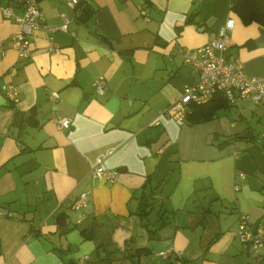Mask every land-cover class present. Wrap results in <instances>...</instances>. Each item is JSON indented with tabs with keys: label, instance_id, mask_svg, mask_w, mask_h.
I'll use <instances>...</instances> for the list:
<instances>
[{
	"label": "crops",
	"instance_id": "1",
	"mask_svg": "<svg viewBox=\"0 0 264 264\" xmlns=\"http://www.w3.org/2000/svg\"><path fill=\"white\" fill-rule=\"evenodd\" d=\"M39 4L47 25L70 22L68 31L37 29L28 58L11 47L0 54V264H81L67 239L76 230L95 244L82 264H178V252L182 264H264V247L250 256L237 236L242 215L264 222V108L215 95L183 125L161 113L196 80L179 51L204 46L230 17L229 58L264 76V26L245 24L231 0ZM4 6L21 15L24 4L0 0L7 40L19 26ZM9 82L17 102L2 91ZM61 116L70 129L54 121ZM99 157L120 171L116 182H95ZM151 190L160 192L140 215ZM84 191L90 202L75 210Z\"/></svg>",
	"mask_w": 264,
	"mask_h": 264
},
{
	"label": "built area",
	"instance_id": "2",
	"mask_svg": "<svg viewBox=\"0 0 264 264\" xmlns=\"http://www.w3.org/2000/svg\"><path fill=\"white\" fill-rule=\"evenodd\" d=\"M24 4V12L21 15L15 14L11 6L2 7L3 15L6 18L14 19L19 31L9 39L0 37V54H4L8 47L14 48L20 57L28 58L33 51L32 36L41 28H48L50 32L56 30L68 31L70 19L64 16V22L60 26H51L45 23L44 13L41 10L39 0H20ZM85 0H66L69 7L75 8ZM145 14V11H143ZM235 18H228L219 28L216 36L211 38L204 46L199 48H183L179 51L183 62L192 67L196 72V80L186 84L182 96L174 103L165 107L161 113L176 123H186L193 105H203L211 101L217 93H222L230 104L240 99H250L252 108H264V76H251L246 73L244 63L240 59H231L225 52L229 50L230 33L235 26ZM49 50H55L54 45ZM219 52V53H217ZM98 93L103 94L106 89V80L103 76L95 81ZM2 91L5 96L17 102L20 98V89L14 83H4ZM52 101L61 98L58 91H51ZM54 121L61 129H70L72 119L70 116L56 117ZM92 176L100 181L116 182L120 171L110 169L105 164L103 157L97 159V164L91 171ZM90 202V193L84 191L73 202V208L80 210ZM4 214L0 210V215ZM11 215V213H8ZM237 236L245 246L246 253L250 256L259 257L262 255L261 248L264 247V222L252 224L248 215H242L239 219ZM173 252L161 251L159 256L169 258ZM177 263L182 264V256L176 253ZM246 264V263H243Z\"/></svg>",
	"mask_w": 264,
	"mask_h": 264
},
{
	"label": "trees",
	"instance_id": "3",
	"mask_svg": "<svg viewBox=\"0 0 264 264\" xmlns=\"http://www.w3.org/2000/svg\"><path fill=\"white\" fill-rule=\"evenodd\" d=\"M231 10L235 12L245 24L257 22L264 26V0H231ZM216 95L222 96L224 98L222 93H217ZM203 105H197V107H201ZM159 192L156 190H151L150 193H143L139 197L140 215L144 216L148 213L147 209L151 208L153 203L151 200H154L153 195ZM131 256L135 257V255Z\"/></svg>",
	"mask_w": 264,
	"mask_h": 264
},
{
	"label": "clouds",
	"instance_id": "4",
	"mask_svg": "<svg viewBox=\"0 0 264 264\" xmlns=\"http://www.w3.org/2000/svg\"><path fill=\"white\" fill-rule=\"evenodd\" d=\"M67 239L73 245L77 247V251L70 257V259H75L82 261L89 257L92 252L95 251V244L93 241H85L80 235L79 231H72L68 233Z\"/></svg>",
	"mask_w": 264,
	"mask_h": 264
},
{
	"label": "water",
	"instance_id": "5",
	"mask_svg": "<svg viewBox=\"0 0 264 264\" xmlns=\"http://www.w3.org/2000/svg\"><path fill=\"white\" fill-rule=\"evenodd\" d=\"M258 43H264V28H260V36L257 38V40H256ZM217 53H219V52H217ZM234 53V51H233V49H231V50H228L227 52H225V54H226V56L227 57H229L231 54H233ZM243 136V135H242ZM245 136V135H244ZM95 182H98V179L97 178H95ZM60 218H62L63 220H64V223H65V221H66V215H61L60 217H59V219Z\"/></svg>",
	"mask_w": 264,
	"mask_h": 264
},
{
	"label": "rangeland",
	"instance_id": "6",
	"mask_svg": "<svg viewBox=\"0 0 264 264\" xmlns=\"http://www.w3.org/2000/svg\"><path fill=\"white\" fill-rule=\"evenodd\" d=\"M261 128H262L261 126H258V127H257L258 131H259Z\"/></svg>",
	"mask_w": 264,
	"mask_h": 264
}]
</instances>
